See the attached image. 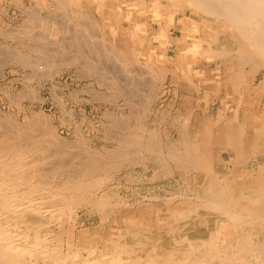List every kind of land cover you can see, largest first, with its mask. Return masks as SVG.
<instances>
[{
    "label": "rangeland",
    "instance_id": "374dc122",
    "mask_svg": "<svg viewBox=\"0 0 264 264\" xmlns=\"http://www.w3.org/2000/svg\"><path fill=\"white\" fill-rule=\"evenodd\" d=\"M177 1V3H169L167 0H0V122L3 124L2 126L7 127L9 130L7 128L6 130L10 132L13 131L14 133L11 132L13 135L20 132L21 136H24L22 138L26 139L25 137L31 138L32 132L33 137H39L41 131L33 130L36 127L41 128V125L43 127L46 125L44 127L46 128L50 125L49 130H56V136L60 139L63 136L62 140L67 143L66 148L64 147L66 159L70 155L71 158L77 156V160L87 159L92 153L96 157L99 156L97 158L103 157L104 159H101L109 160L111 167L106 161L108 165L96 173L97 176L104 177V180L101 179L104 183L100 192L103 189H106L103 191L111 189L109 193L114 191L111 194V205L126 206L131 212L137 210L138 207H143L144 204L161 203L168 196L180 198L182 195H193V191L199 188L198 184L195 185L194 171H186L185 168L178 165L169 156L171 149L169 147L173 146L184 157L186 155L183 151L185 138L181 135V130L185 129L192 135L195 132L205 133V127L208 124L212 125L218 121L226 123L228 126L231 125L230 112L235 108L233 100H240V97L244 95L241 89L240 92L231 93L232 95L229 93L231 92L230 87L228 88L229 92L226 91L225 74L228 73V69L219 68L213 61L217 55L209 52L206 33L214 25V18L208 13H202L203 10L191 3L190 0ZM28 7H32L31 10L36 13L38 11V13L35 16L31 15V11L28 12ZM33 8L37 11H34ZM81 18L84 19V22L86 20L89 25L86 26V29H84L85 27L82 29ZM90 25H95L96 29L91 28ZM87 30H90L93 36ZM89 34L91 37H88ZM197 42L201 48L195 45ZM111 46L115 48V53L117 49L116 55L114 51H110ZM193 46L194 48H192ZM195 47L199 48L197 52ZM39 48L44 50L38 52ZM189 48L195 52L192 49L186 50ZM45 49H48L47 52ZM109 52L110 54H108ZM218 60L221 61V59ZM125 62L128 63V66ZM129 68L130 70H128ZM93 71L94 73H92ZM244 71L248 84L252 83L254 86H258L264 80V67L258 68L246 64ZM189 80L192 81L189 82ZM125 96H129L126 97L127 100L129 99L128 101L123 98ZM245 96L247 97V94ZM257 96L254 95L253 100H259L258 102L261 101L264 104V95L261 98ZM166 109L169 112H166ZM118 119L120 121H117ZM144 120L145 122H143ZM4 128L2 127V129ZM34 131H37V135L34 134ZM152 132L153 135H151ZM26 133L28 134L26 135ZM153 139L155 140L154 144H157V148L162 151L152 149ZM121 140L124 143L127 142L124 144ZM130 143L133 148L136 146L134 148L136 152L134 151L135 154L132 153V156L126 153L128 158H122V160L118 154L131 146ZM203 144L199 145L206 149L205 143ZM217 145L215 141H211L207 146L209 155L207 153L206 161L207 159L220 161L223 158H228L229 154H227L225 146ZM117 150L118 154H116ZM256 156L253 153L246 158L249 161V168H257V165H262L260 162H254L257 159ZM261 159L258 158L260 161ZM107 171L108 173H106ZM95 208L93 205L83 202L71 212V214L73 213L72 219L76 217L78 229L87 230L91 237L96 234L103 236L109 224V220L103 219L102 213ZM129 218H134V216L131 215ZM65 220L67 222L68 219L65 218ZM110 220L113 221L112 218ZM121 222L119 221V223ZM222 224L224 223L218 225L223 232L220 235V240L217 239L216 243L220 246L225 242L230 244L227 250L220 252L222 256L236 257L239 254L243 256L246 254L245 257L239 256L240 263L238 264H264V221L247 219L244 227L237 226L236 230L232 229L233 231L229 234L225 232V227ZM241 233L251 234L248 236L249 240L247 237L244 242L243 253H239L241 250L237 246V238ZM229 237L234 240L229 241ZM210 238L211 240L215 239L216 233L213 232ZM65 243L66 240L61 242L64 244L63 252L70 254L73 251L72 256L70 254L73 260H69L68 264H74L73 262L79 264L85 258L83 255L87 257L88 252L80 250L78 247L77 252L71 250L68 253L67 243ZM97 246L100 248L102 244L99 243ZM192 246L193 248L196 246L195 250L200 248L196 243ZM73 254L77 255L76 258L73 257ZM70 256L68 255V257ZM253 259L255 260L253 261Z\"/></svg>",
    "mask_w": 264,
    "mask_h": 264
},
{
    "label": "bare ground",
    "instance_id": "6f19581e",
    "mask_svg": "<svg viewBox=\"0 0 264 264\" xmlns=\"http://www.w3.org/2000/svg\"><path fill=\"white\" fill-rule=\"evenodd\" d=\"M167 1L169 3L178 2L177 0ZM190 1L191 3H194L196 6H198V8L203 10L202 13H208L212 16V18H214V20L212 19L214 25L206 33V43L208 44L209 52H211V54L215 53L217 55V59L214 58L213 61L217 63L218 67H224L228 69L227 74L222 73L225 74L226 78H224L226 80V91H228V88L230 87L231 92L228 91L230 94L235 91L240 92V89L243 90L244 93V95L240 97V100H233V105L235 108L230 112V117H232V120L230 119V117H228L231 120V125L228 126L226 125V123L215 121L216 123H212V125L208 124V126L205 127V133L195 132L192 135H190V132L185 129L181 130V135L185 138V140L183 139V151L186 154L184 157L180 152L176 151L173 146L169 147L171 148L169 151V156L173 158L178 163V165H181L186 169V171H194V177L196 181L195 185L198 184L199 188L196 189V191H193L192 196L182 195L180 198H178V196L170 195L171 197L168 196L163 200L161 199L163 201L161 203H153V205L143 203V207H138V209L133 210V212H131L130 209L126 206L120 207V204H116L117 206H112L110 203V199L112 198L111 194L114 191L112 190L113 192L109 193L111 189L109 191H103L106 190L103 189L100 192V189L103 188L104 182L102 180H104V177L101 178L100 176L96 175L98 171L100 172L103 167L109 164V160H106L108 162L107 164V162L103 160V157H101L103 159L97 158L99 156L96 157V155H93L92 153L87 159L85 157V159L81 157L82 159L77 160V156L71 158V155L68 159H66V154L64 155V153L66 151L65 146L67 145V143L62 140L63 136L61 139L56 136V130H49V123V126L46 128H44L46 125H44V127L43 125H41V128L36 127L35 129H33H38L39 132L41 131L40 135L38 134L39 137L36 136L37 138L32 136L33 132L32 134L29 132L31 134V138L28 137L30 138L28 139L27 137H25L26 139H28L26 141V139L22 138L23 135L21 136L20 132H16L15 135H13L14 132L11 131L13 132L11 133L10 131H8L9 129L7 127L4 128V126H2L3 124H1L0 122V264H68L69 260H73L71 259L73 251L71 253L70 251L75 250L74 252H77V247L80 250L88 252L87 257L86 255H83L85 258H83V260L80 261L79 264L240 263L239 256L242 254L237 255V253L236 255L238 257H231L232 255H221L220 252L222 250H227L228 245H230L228 244L229 242H225L220 246L216 243V241L217 239L221 238L220 235L223 232V230L218 226L221 223H224L222 225L225 227V232L229 234L237 226L244 227L247 219H260L261 221H264V104L261 103V101L258 102L259 100H253V98H255L254 95H258L257 97L260 96L259 98L264 95V80L258 86H254L252 83L248 84L244 71L246 64H251L252 66L258 68L264 67V0ZM28 8V12L30 13L31 11V15L35 16V14L38 13L36 9L34 10L33 8V10L37 11V13L31 10L32 7ZM126 17L128 16L126 15ZM83 20L81 18L80 23L82 29L83 27H85L84 29H86V26L89 25H87L88 23H86V20L85 22ZM199 24L201 25V23ZM92 27L94 28L95 25L91 26V28ZM195 28L198 27L195 26ZM87 31L88 33L90 32V30ZM90 34L88 35V37L90 36ZM91 35L93 36V34ZM99 38L102 39L101 37ZM115 45L113 46L115 47ZM195 45L197 46L198 42ZM194 46L192 48H194ZM198 46L200 47V45ZM105 48L108 47L105 46ZM192 48L186 50L190 51ZM195 48L197 52V49L199 48ZM109 49L111 52L114 51L115 53V48L111 46ZM42 50L44 49H40L39 51H37L42 52ZM45 50V52H47L48 49ZM195 50H193V52H195ZM108 54H110V52ZM44 56L46 57L45 54ZM46 58H48V56ZM218 59H221V61H219ZM44 60L46 59L44 58ZM126 65L128 66V63H126ZM49 67H47L48 70ZM128 70H130V68ZM92 73H94V71ZM155 73L156 72H154V74ZM232 73L233 75H231ZM107 78L109 79V77ZM190 81L192 80H189V82ZM246 94L247 97L245 96ZM126 97L128 98L129 96H125L123 98ZM136 109L138 108L136 107ZM167 111L168 110L166 109V112ZM115 117L117 116L115 115ZM117 121L120 120L118 119ZM143 122H145V120ZM135 126L136 125L134 124V127ZM2 127L4 129H2ZM32 127L34 126L32 125ZM6 128L8 130H6ZM37 131H34L35 135H37ZM27 134L28 133H26V135ZM118 135L120 136V134ZM151 135H153V132ZM122 140L121 142L124 143V141ZM209 141H215L218 145H224L227 149V154H229L228 158H223L220 161L218 159H207L206 161L205 157L208 153L207 146L210 145ZM126 142L127 141H125V143ZM154 142L155 140L153 141V144ZM200 143H205L206 149H203L202 146L199 145ZM123 145L122 147L124 148ZM79 146L81 148V145ZM135 147L136 146H134V148ZM157 147V144L152 145V149L156 151L159 150ZM134 148L131 145L125 148V151L127 150L126 152L124 150H122L120 154H118V150V152H115L116 154L121 156V159H126L128 158L127 155L130 154V156H132V153H134L135 151ZM80 153L82 152L80 151ZM253 153L257 155V159L254 160V162L262 163V165H257V168H249V161L246 159L247 157L253 155ZM116 154L115 156H117ZM75 155L77 154L75 153ZM109 158L106 157V159ZM258 158H262L261 161L258 160ZM158 159L160 158L158 157ZM106 173H108V171ZM193 178L190 179L193 180ZM83 202L96 207L97 211L99 210V212L102 213L103 219L109 220L107 230L103 234V236L96 234L94 237H91L87 230L78 229L76 217L75 219H72V210L75 209L78 204H83ZM122 202L123 201L121 199V203ZM76 214L74 215L77 216ZM131 215H133L134 218H129ZM65 218L68 219L67 222ZM110 218H112L113 221H111ZM119 221L122 222L119 223ZM213 232L216 233V238L211 240L210 235L213 234ZM249 235L251 234L246 233L244 235L243 233H241L240 237L237 238L238 245H236L241 250L239 253L245 250L244 242H246ZM65 240L67 243V249L69 251L68 253H70L71 256L70 254H65L63 252L64 244H61V242ZM230 240L231 239L229 237V241ZM233 240L234 238L231 241ZM99 243L102 244L100 248H98L97 246V244ZM195 243L200 246V248L197 250H195L196 246H194L195 249L192 246V244ZM233 247L235 246L233 245ZM68 255L70 257H68ZM74 255L75 254H73V257L76 258L77 255ZM245 255L242 256L245 257ZM78 259L79 257L77 258V260ZM255 259H253V261ZM73 263L75 264V262Z\"/></svg>",
    "mask_w": 264,
    "mask_h": 264
}]
</instances>
